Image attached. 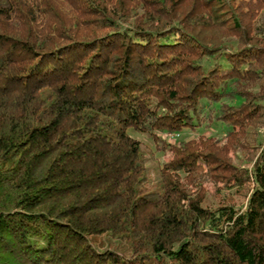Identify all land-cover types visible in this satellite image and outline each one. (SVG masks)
Listing matches in <instances>:
<instances>
[{"label":"trees","instance_id":"trees-1","mask_svg":"<svg viewBox=\"0 0 264 264\" xmlns=\"http://www.w3.org/2000/svg\"><path fill=\"white\" fill-rule=\"evenodd\" d=\"M263 132L264 0H0V264H264Z\"/></svg>","mask_w":264,"mask_h":264},{"label":"rangeland","instance_id":"rangeland-1","mask_svg":"<svg viewBox=\"0 0 264 264\" xmlns=\"http://www.w3.org/2000/svg\"><path fill=\"white\" fill-rule=\"evenodd\" d=\"M204 130H200L198 131V133H195L191 130H185L183 132H181L179 135H175V134H162L163 137H167V140L169 141V143H174L176 142V140L179 141H188L191 140L192 138H194L197 134H199L200 132ZM222 132H220L219 129H214L211 131H206L205 134L211 135V136H216V137H221ZM132 136L134 138H136L137 140L140 141L141 143V151L144 152L147 156H148V167L150 170V177L153 183L157 182L159 180L158 177V171L163 163L164 159H167V157H164L162 154H159L156 152L155 150V145L152 143L151 140H149L148 138H146L143 135H138V134H132ZM263 137H264V132H263ZM233 161L234 162H239V160H237L234 156H232ZM243 167H247V165L244 162H239ZM190 189L192 191L195 190V187L191 184L190 185ZM203 189H205L209 194H213L214 190L212 185L209 184H205L203 186ZM235 189L230 190V193H232V197L234 199V201L237 203V206H241V205H245V200L242 199L241 197H238V195L233 194ZM175 197L183 204H185L186 202V196H185V190L183 188H180L176 191L175 193Z\"/></svg>","mask_w":264,"mask_h":264}]
</instances>
